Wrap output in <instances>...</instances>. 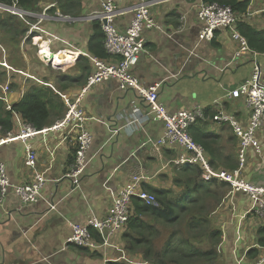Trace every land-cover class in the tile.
I'll return each mask as SVG.
<instances>
[{"label":"crops","instance_id":"crops-1","mask_svg":"<svg viewBox=\"0 0 264 264\" xmlns=\"http://www.w3.org/2000/svg\"><path fill=\"white\" fill-rule=\"evenodd\" d=\"M102 1L75 0L71 13H64L57 0H40L35 10L27 11L30 14L16 15L26 29L23 37L9 41L0 31V45H4L0 65L6 75L4 84L8 85L7 100L4 99L7 108L33 87H50L56 93L70 96L80 92L87 74L92 71L88 55L97 56L98 50L97 40L92 41L96 39L98 20H88V15L100 10ZM198 1L161 0L151 8L163 32L143 30L145 51L131 70L145 86L159 83L158 100L170 113L195 104L203 105L204 117L192 124L189 132L195 142L196 138L208 144L207 148L201 145L212 169L232 170L237 166L238 138L227 123L215 121L214 116L222 107L235 115L241 125H247L249 107L242 97L229 98V92L250 77L256 63L264 72V54L248 50L236 56L237 44L224 29L214 30L212 38L199 42L202 22L197 17ZM138 2L121 0L117 3L119 8H124V13L114 19L119 30L128 27L132 17L130 8ZM246 12L249 15L240 22L264 32V0H250ZM44 13L45 18L41 19ZM34 25L42 32L32 29ZM101 32L103 34L102 29ZM39 41L52 53L71 51L73 58L65 62L63 68L67 71L63 69L61 77L53 80L51 72L37 65V57L41 60ZM102 49L104 56L97 57L109 62L118 59L108 56L103 42ZM25 75L43 82L38 83ZM59 102L63 104L60 96ZM65 108L63 104L61 116L42 128L47 129L46 132H38L25 142L12 140L0 147V161L5 164L13 184L31 180L34 175V170L24 165L25 143L32 144L36 151L35 171L45 176L41 196L36 202L23 205L13 192H9L0 204V264H127L106 260L98 250L67 244L72 226L85 224L92 215L102 217L108 213L112 198L133 174L154 175L161 169L153 179L141 183L140 188L148 191L147 187L169 188L180 172V168L170 163L181 152L179 147L162 146L160 151L154 148L164 133V123L149 115L147 104L135 90L121 89L117 81L111 79L91 87L80 101L86 118L83 124L92 134V143L79 184L72 185L67 173L74 159L77 132L71 126L50 129L63 119ZM23 122L15 113L10 135L17 134ZM262 124L257 133L261 153L249 150L240 176L253 185H264V116ZM228 192L211 215L212 224L221 231L219 264H235L232 256L237 249L247 251V259L242 264H250L262 252L259 246H264V216L248 212L251 201L246 193ZM125 230L115 236V241L124 247L127 245L123 237ZM238 231L241 232L239 238ZM92 232L93 237H98L96 230ZM105 250L114 254L110 247ZM130 256L137 257L131 253ZM136 259L143 261L139 257Z\"/></svg>","mask_w":264,"mask_h":264},{"label":"built area","instance_id":"built-area-1","mask_svg":"<svg viewBox=\"0 0 264 264\" xmlns=\"http://www.w3.org/2000/svg\"><path fill=\"white\" fill-rule=\"evenodd\" d=\"M119 1L121 0H103L101 9L88 15V20L95 19L100 24L104 34L103 45L108 56L118 59L109 62L104 58L88 55L92 64V71L87 74L80 92L76 96L57 92L66 106V113L63 119L56 122L50 129L57 130L71 126L77 132L74 159L70 171L67 173L72 185L77 186L79 184V178L88 163L87 153L92 143V134L85 129L83 124L86 118L80 109V101L91 87L112 79L117 81L121 89L131 88L135 90L138 96L147 104L149 115L164 123V133L155 144V150L160 151L162 146L179 147L181 152L170 161L172 165L177 169L184 165L197 166L202 171L203 179H215L229 183L231 189L228 194L235 191L246 193L251 201L248 212H255L260 216H264V185H253L245 182L240 177L241 171L247 163L249 150L253 149L257 154L261 153L257 133L263 127L264 72L259 64L256 63L254 65L248 79L229 92V98L242 97L244 103L249 107L250 115L247 125H241L235 115L226 112L222 107L217 110L214 116L215 121L227 123L238 138L236 168L232 170H214L206 159L203 146L195 142L189 132L192 124L204 117L205 107L195 104L190 108L170 113L165 105L158 100L157 90L159 83L145 86L131 70L137 64L141 53L145 51L144 38L142 36L143 30L155 29L163 32L161 24L157 21L151 9L161 0H139L137 4L130 8L132 17L124 31L119 30L114 21L116 16L124 13V8L118 7L117 3ZM196 8L197 17L202 22L199 42L212 38L214 30L224 29L237 44L236 56L251 50L246 37L240 33L238 28L242 18L249 15L248 12L237 14L230 5L206 2L204 0H199L196 3ZM0 9L8 10L21 17L30 14L16 5L9 6L0 3ZM40 18L44 19L45 13ZM32 29L42 32L37 25H34ZM25 76L34 79L38 83L43 82L35 76ZM7 88V86L4 88V96H2L5 100H7ZM46 131L47 129L37 130L31 124L23 122L17 134L12 136L8 132L5 136H0V147L12 140L25 142L27 138L34 134ZM24 148V165L34 170L33 178L21 184H13L7 174L5 164L0 161V204L9 192H13L23 205L36 202L41 196L45 176L43 173L35 171L37 155L32 144L25 143ZM160 171L161 169L156 171L154 175H150V173L131 175L127 184L112 198L109 212L102 217L92 215L87 218L85 224L75 223L66 243L98 250L104 254L106 260L121 261L127 264H146L144 261H135L124 245L115 241V236L124 230L128 222L134 217V198L141 200L145 204H151L155 200V195L141 189L140 184L143 181L153 179ZM51 208H54V205H51ZM92 229L96 230L98 237H93ZM237 233L238 238L239 236L241 237V232L238 231ZM106 247L112 248L114 254H109L105 250ZM259 249L262 252L258 253L256 259L251 261L250 264H264V246H259ZM246 253L245 249L243 251L234 250L233 259L235 264H242V261L247 259Z\"/></svg>","mask_w":264,"mask_h":264},{"label":"trees","instance_id":"trees-1","mask_svg":"<svg viewBox=\"0 0 264 264\" xmlns=\"http://www.w3.org/2000/svg\"><path fill=\"white\" fill-rule=\"evenodd\" d=\"M39 1L0 0V3L33 11ZM73 1L75 0H57V4L64 13H71L74 8ZM204 1L230 5L239 14H244L250 3V0ZM95 25L96 39L92 41L97 40L96 54L102 57L103 34L99 22ZM238 28L253 52L264 53V32L244 22H239ZM0 31L9 41H16L26 33V29L17 21L15 15H8L6 18L0 14ZM90 51L94 53L92 49ZM2 74L5 75L4 72ZM10 87L14 86L10 84ZM58 102L59 95L45 86L29 88L22 98L9 108L0 97V135L4 136L12 131L15 113L35 129L41 130L51 124L54 118L61 116L63 104ZM193 137L195 138V133ZM195 140L205 148L208 147L206 142L196 138ZM179 170L169 188H146L155 195L151 204L134 198V217L128 222L123 235L127 244L125 247L146 264H195L194 261L197 260H202L203 264H219L221 231L212 224L211 215L231 186L224 181L203 179L202 171L197 166L184 165ZM173 187L178 189L174 190ZM159 225L172 231L164 243L156 240ZM202 244H207V247Z\"/></svg>","mask_w":264,"mask_h":264},{"label":"rangeland","instance_id":"rangeland-1","mask_svg":"<svg viewBox=\"0 0 264 264\" xmlns=\"http://www.w3.org/2000/svg\"><path fill=\"white\" fill-rule=\"evenodd\" d=\"M13 11V10H12ZM236 12V11H235ZM237 14H239L238 12H236ZM0 14H2V15H4L6 18L8 17V15H15L16 16V14L15 13H11L10 11H8V10H5V9H0ZM17 17V16H16ZM0 44H1V42H0ZM2 46H4L3 44H2ZM2 46L0 45V57H1V54H3V52H4V50H3V48H2ZM37 65H40L41 67H44V68H46L47 70H48V73L50 74V72L52 73V77H54V79L53 80H55L56 79V77L58 76V77H61L62 76V74H64V72L65 71H63V69H65V68H63L66 64L64 63V64H61V65H58V66H55V65H53L52 63H50V61L49 60H44L42 57H41V60H40V58H38L37 57ZM44 61V62H43ZM49 62V63H48ZM2 68H4L2 65H0V78H2V80H0V96L2 95V93L4 92V88L7 86L8 87V85L7 84H4L5 83V79H6V75L5 76H3V71H2ZM66 71H67V69H65ZM5 73V72H4ZM7 73V72H6ZM12 73V72H11ZM2 74V75H1ZM48 78H50V77H48ZM7 91H8V88H7ZM65 110H66V108H65ZM141 185V184H140ZM126 229V228H125ZM157 229H158V233H157V236H156V240L157 241H159L160 243H164L165 242V240L169 237V235L172 233V231L169 229V228H167V227H164V226H158L157 227ZM202 246L203 247H207V244L206 245H203L202 244ZM137 257H135L134 259H135V261H137V262H139L137 259H136ZM232 260L234 261V259H233V256H232ZM194 263L195 264H203L202 263V260H197V261H194Z\"/></svg>","mask_w":264,"mask_h":264},{"label":"bare ground","instance_id":"bare-ground-1","mask_svg":"<svg viewBox=\"0 0 264 264\" xmlns=\"http://www.w3.org/2000/svg\"><path fill=\"white\" fill-rule=\"evenodd\" d=\"M38 37V36H37ZM41 38V37H39ZM36 41V40H35ZM42 41V40H41ZM46 41V40H44ZM37 42V41H36ZM40 42V41H39ZM41 44V48H40V52L39 55L44 59V60H49L50 63H53V65L58 66L61 64H64L65 62H67L68 60H71L73 58V55L70 54V52H65V53H60V52H55L52 53L49 48L46 46L45 43L40 42ZM48 44V43H47ZM39 49V48H38ZM60 53V54H59ZM76 54V53H75ZM76 61V60H74ZM44 62V61H43ZM49 63V62H48ZM62 66V65H61Z\"/></svg>","mask_w":264,"mask_h":264}]
</instances>
